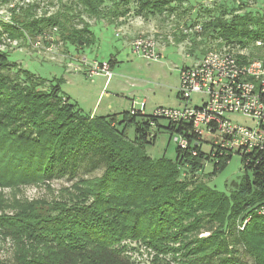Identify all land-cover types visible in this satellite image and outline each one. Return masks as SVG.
Returning <instances> with one entry per match:
<instances>
[{
  "label": "trees",
  "instance_id": "1",
  "mask_svg": "<svg viewBox=\"0 0 264 264\" xmlns=\"http://www.w3.org/2000/svg\"><path fill=\"white\" fill-rule=\"evenodd\" d=\"M38 1L55 0L13 6L9 21L0 19V46L52 29L63 42L93 43L90 24L81 16L113 23L131 12L135 0H70L50 14L38 13ZM170 1L137 0L133 12L140 17L168 12ZM234 1L245 11L258 0ZM227 14L203 22L202 35L220 40L219 47L251 48L256 50L251 57L264 58V14ZM160 130L184 135L188 146L176 145L172 159L151 158L145 147ZM199 140L189 122L140 109L83 113L59 82L29 72L0 50V187L72 181L51 202L0 220V232L15 242L17 254L9 264H134L128 243L143 245L158 262L172 254L179 264H264V210L258 211L264 209V152L239 151L244 173L228 193L220 192L206 178L227 165L231 151H205ZM205 163L212 164L207 175L188 178ZM211 226L207 236H197Z\"/></svg>",
  "mask_w": 264,
  "mask_h": 264
},
{
  "label": "rangeland",
  "instance_id": "2",
  "mask_svg": "<svg viewBox=\"0 0 264 264\" xmlns=\"http://www.w3.org/2000/svg\"><path fill=\"white\" fill-rule=\"evenodd\" d=\"M33 0H0V19L9 21L10 9L13 6H25ZM55 0L53 5L47 1H38L40 14L43 10L48 14L55 12L61 4L70 0ZM234 0H171L167 10L171 11L140 17L134 14L137 0L130 4L131 12L123 18L95 19L83 14L81 17L90 24L95 41L86 45H77L69 41L63 42L56 29L47 30L44 35L33 36L25 40L4 41L0 50L8 54V59L17 62L29 72L46 79L48 82H59L61 91L75 103L83 113L107 115L128 112L132 107L151 114L157 108H180L184 101L177 96L180 87V69L191 66L202 58L209 48L219 47L220 40L202 35L198 26L211 16L227 12V18L235 13L249 11L264 14V0L249 2L245 11L237 8ZM215 9V10H214ZM213 10V11H210ZM152 36L156 42L159 57L147 58L142 52L133 50L132 42L138 36ZM224 46V45H223ZM236 50L256 53L251 48L225 45ZM250 56V55H249ZM107 63L110 75L103 72L89 75L94 65ZM48 86V84H46ZM205 99L200 94H192L189 105H200ZM229 117L238 124L252 125L251 120L241 114L234 113ZM166 125V121H160ZM132 136V130L128 128ZM166 130L157 133L154 144L145 147L151 158L165 156L175 157L176 143L174 137ZM203 144L208 149L207 136ZM240 155L233 153L227 165L217 173L206 178L207 184L220 192L228 193L232 182H238L242 174ZM212 170L211 163H205L203 171L189 174L188 178L207 175ZM100 171L94 174L98 175ZM203 175V176H204ZM72 181L67 178L54 179L50 187L44 185H26L18 188L0 187V220L13 217L22 207L51 202L59 188L69 186ZM260 208V207H259ZM259 212L264 209L261 207ZM238 224V222L236 223ZM240 225V224H239ZM214 226L197 234L207 236ZM241 229V226H240ZM178 246V245H176ZM127 256L134 264H179L175 256L167 254L159 256L161 262L155 260L153 252L137 243H128ZM239 249L240 257L249 261V257ZM17 252L15 242L5 238L0 232V264H9Z\"/></svg>",
  "mask_w": 264,
  "mask_h": 264
},
{
  "label": "built area",
  "instance_id": "3",
  "mask_svg": "<svg viewBox=\"0 0 264 264\" xmlns=\"http://www.w3.org/2000/svg\"><path fill=\"white\" fill-rule=\"evenodd\" d=\"M256 44L261 45V42ZM132 46L135 52H142L147 58L159 57L152 36H137ZM98 72L108 77V64L92 66L89 75ZM192 94H200L205 99L200 105L190 106L188 102ZM177 96L185 102L182 107H159L153 113L167 120L189 122L191 130L200 138L196 144L203 150L207 136V150L213 148L231 151V154L251 149L264 152V58L251 57L243 50L225 45L209 48L201 59L180 69ZM143 106L141 111H144ZM234 113L249 118L253 124L233 122L229 115ZM173 135H176L174 142L177 146H188L184 135Z\"/></svg>",
  "mask_w": 264,
  "mask_h": 264
},
{
  "label": "crops",
  "instance_id": "4",
  "mask_svg": "<svg viewBox=\"0 0 264 264\" xmlns=\"http://www.w3.org/2000/svg\"><path fill=\"white\" fill-rule=\"evenodd\" d=\"M92 114V113H91ZM92 115H94V114H92Z\"/></svg>",
  "mask_w": 264,
  "mask_h": 264
}]
</instances>
